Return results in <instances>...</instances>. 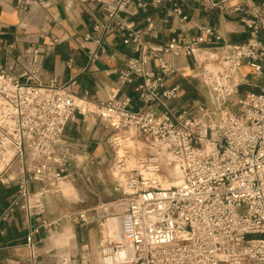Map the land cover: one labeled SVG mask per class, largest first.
<instances>
[{"label": "built area", "instance_id": "obj_1", "mask_svg": "<svg viewBox=\"0 0 264 264\" xmlns=\"http://www.w3.org/2000/svg\"><path fill=\"white\" fill-rule=\"evenodd\" d=\"M160 2L135 0V7L146 11ZM33 3L43 1L18 0L17 8L26 10ZM129 4L111 0L106 6L109 23L98 24L94 31H120L139 52L143 36L155 26L149 20L146 31L135 32L122 16ZM174 13L187 20L180 8ZM249 27L252 36L243 43H222L214 29L205 27L212 37L209 46L199 38L185 43L173 39L164 49L193 59L192 76L205 92L195 111L179 109L180 88L169 82L177 69L154 48L130 58L118 71L123 85L139 82L136 92L148 109L138 112L127 108L129 98L120 105L114 99L93 103L76 97L70 88L76 81L61 84L52 79L46 87L36 86L30 83L35 73L22 82L1 67L0 160L10 157L6 166L15 159L22 163L17 196L4 218L17 210L28 217L45 214L47 189H60L69 176L66 127L78 115H95L117 129L134 131L154 151L131 166L119 163L122 178L114 191L123 196L120 202L131 220L132 238L105 237L97 264H264V82L256 85L258 91L241 90L251 84V77L264 78V41L259 37L264 20ZM13 48L0 40V52ZM88 54L90 60L97 57L93 51ZM172 170H179L180 180L164 187L160 178ZM167 179L173 180L170 174ZM35 183L43 185L38 192L31 189ZM104 206L69 218L82 227L100 223ZM53 224L43 219L40 227ZM40 227L27 237L32 259L37 257L34 237ZM81 258L82 264H93L88 248Z\"/></svg>", "mask_w": 264, "mask_h": 264}, {"label": "crops", "instance_id": "obj_2", "mask_svg": "<svg viewBox=\"0 0 264 264\" xmlns=\"http://www.w3.org/2000/svg\"><path fill=\"white\" fill-rule=\"evenodd\" d=\"M42 1L43 4L33 3L20 10L18 0H0V40L14 46L0 52V68L11 69L22 82L35 73L30 83L36 86L46 87L52 79L61 84L76 81L70 87L76 97L93 103L114 99L120 105L129 98L127 108L134 112L148 107L136 92L138 81L123 85L119 80L118 71L130 58L151 53V48L162 51L177 69L169 82L180 88L179 109L195 111L204 99L192 76L194 61L183 53H165L164 49L173 39L185 43L199 38L203 45L209 46L212 37L203 31L205 27L214 29L222 43H243L252 36L251 22L264 20V0H161L146 11L138 10L135 0H129L127 10L122 13L126 23L133 24L135 32L146 31L149 20L155 26L154 32L143 36L144 45L137 52L136 43H126L127 38L120 31H94L98 24L109 23L106 6L111 0ZM176 8L182 10L187 20L182 22V16L174 13ZM259 37L264 41L262 27ZM89 51L97 57L90 60ZM243 69L244 73L249 71L247 67ZM263 82L264 78L251 77V84L244 91H258L256 85ZM115 134L117 128L95 115H78L68 124L64 137L71 150L69 176L60 189H47L42 216L28 217L17 210L4 218L17 196L22 163L15 159L6 166L10 157L0 160V264H82L84 248L90 250L93 264L98 263L102 240L96 226L82 227L69 216L90 211L92 208L85 209L90 205L113 203L117 194L102 172L111 163V141ZM42 187L41 183H35L31 189L38 192ZM43 219L50 224L61 222L40 227ZM37 227H40L34 237L37 257L32 259L27 237ZM113 236L117 237L115 233L107 235L115 239ZM69 257L72 260L68 261Z\"/></svg>", "mask_w": 264, "mask_h": 264}, {"label": "rangeland", "instance_id": "obj_3", "mask_svg": "<svg viewBox=\"0 0 264 264\" xmlns=\"http://www.w3.org/2000/svg\"><path fill=\"white\" fill-rule=\"evenodd\" d=\"M245 71V69H243V72ZM253 82V79H252ZM256 82V81H255ZM247 88L244 86L241 88L242 92H244V90H246ZM201 98L205 99V92H201ZM111 163L105 167L104 171L102 172L103 177L107 180V182L109 183V186H113L114 188V184L116 182H119V179L122 178L121 177V169L118 168V165L120 162H124L127 166L128 165H133L136 163V161H140L143 160L145 158H147L149 155H151L154 151L149 148L147 142L145 141V139L143 137H139L134 131L129 130V129H118V134L114 136V138L111 141ZM118 168V169H117ZM128 167H126V171H127ZM179 173V170H178ZM165 174V176H164ZM169 174L170 172H166L163 173V182L165 183V185L168 187L169 185H173L171 184L170 181H168L167 178H169ZM174 176V174H173ZM164 177H166V179H164ZM179 178V175L174 176ZM173 179V178H172ZM117 195L115 196V198L113 199V203L112 204H95V205H90L89 207L85 208H92L90 209V213L92 214L93 211L102 206H104V209H106V211H104V219L100 221V223H94L90 226H96L97 228V234H98V238L100 240L105 239V237H107V221L110 218H114V217H123L124 216V206L122 205V203L120 202V199L123 198L122 194H118V192H115ZM120 219V218H119ZM125 222L129 220L128 219H123ZM121 221V220H120ZM115 240H120L119 238L116 237ZM61 254V253H60ZM83 254V251L81 253V256ZM70 260H72V257L68 258ZM69 263V262H68Z\"/></svg>", "mask_w": 264, "mask_h": 264}, {"label": "bare ground", "instance_id": "obj_4", "mask_svg": "<svg viewBox=\"0 0 264 264\" xmlns=\"http://www.w3.org/2000/svg\"><path fill=\"white\" fill-rule=\"evenodd\" d=\"M173 174H174V176H177L178 175V171H176V170L170 171V178L171 179L173 178V180L170 181L171 184H173V183L177 184L180 179L177 178V177H174ZM164 176H165V174H164ZM160 179H161V181H163L162 177ZM164 179H166V177H164ZM163 184H164L163 185L164 187H167L164 182H163ZM119 218L120 219L121 218L122 219H128L129 222L128 221L125 222L124 220L120 221ZM106 231H107V235H113L115 233L117 235V238L124 239L126 241H131V238H132L131 220H130V218L127 215H124L123 217H118V218L114 217V219L111 218L107 222ZM114 238L116 239V237H114Z\"/></svg>", "mask_w": 264, "mask_h": 264}]
</instances>
